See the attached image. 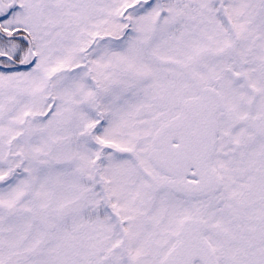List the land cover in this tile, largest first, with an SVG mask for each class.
<instances>
[{
    "label": "snow or ice",
    "instance_id": "1",
    "mask_svg": "<svg viewBox=\"0 0 264 264\" xmlns=\"http://www.w3.org/2000/svg\"><path fill=\"white\" fill-rule=\"evenodd\" d=\"M0 264H264V0H0Z\"/></svg>",
    "mask_w": 264,
    "mask_h": 264
}]
</instances>
